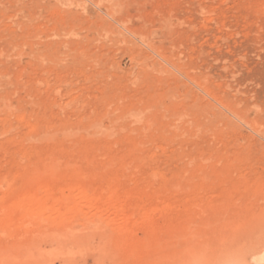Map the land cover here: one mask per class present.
I'll list each match as a JSON object with an SVG mask.
<instances>
[{
	"label": "rangeland",
	"instance_id": "374dc122",
	"mask_svg": "<svg viewBox=\"0 0 264 264\" xmlns=\"http://www.w3.org/2000/svg\"><path fill=\"white\" fill-rule=\"evenodd\" d=\"M23 195L55 219L0 220V264H264V0H0V218Z\"/></svg>",
	"mask_w": 264,
	"mask_h": 264
},
{
	"label": "bare ground",
	"instance_id": "6f19581e",
	"mask_svg": "<svg viewBox=\"0 0 264 264\" xmlns=\"http://www.w3.org/2000/svg\"><path fill=\"white\" fill-rule=\"evenodd\" d=\"M43 137H44V135H43ZM46 139H47V136H46ZM53 139V138H52ZM61 143V142H60ZM83 146H84V144H83ZM53 157V156H52ZM51 159V158H50ZM60 159V158H59ZM76 159V158H75ZM84 159V158H83ZM52 160H54V158L52 159ZM56 161H58V163L61 161H59L58 159L56 160ZM55 160H54V162L55 163H57ZM69 161V160H68ZM70 162V161H69ZM57 163V164H58ZM113 163V162H112ZM47 164V166H49L51 163H49V165H48V163H46ZM64 165H65V163H63ZM67 164V163H66ZM44 165V164H43ZM68 165V164H67ZM78 165V164H77ZM45 166V168H46V165H44ZM43 166V167H44ZM70 166L72 167V168H74L73 166H74V164H70ZM86 166V165H85ZM32 167V166H31ZM42 167V165H41V167L40 168H43ZM66 167V166H65ZM76 167H78V166H76ZM106 167H111V165L110 166H105V168ZM45 168H43L44 169V171H46L45 170ZM71 168V169H72ZM78 168H80V166L78 167ZM85 168V167H84ZM97 168V167H96ZM113 168V167H112ZM57 169V168H56ZM55 169V170H56ZM60 169V168H59ZM62 169H64V168H62ZM67 169V168H66ZM69 169V168H68ZM68 169L66 170V171H68ZM75 169V168H74ZM116 169V168H115ZM42 170V169H41ZM51 170L52 171H54L52 168L49 170V171H46V172H51ZM80 171H81V169H79ZM84 170V169H83ZM89 170V169H88ZM58 171V170H57ZM57 171H55V172H53V173H56ZM73 171V170H72ZM71 171V172H72ZM113 171V170H112ZM34 172H36V171H34ZM69 172V171H68ZM79 174H80V172L79 171H77ZM86 172L88 173V171L86 170ZM96 172H97V170H96ZM106 172V171H105ZM77 173V174H78ZM92 173V172H91ZM71 174H73V173H71ZM75 174H76V172H75ZM39 175H40V173H39ZM48 175H50V174H48ZM54 175V174H53ZM64 176V175H63ZM89 177V176H88ZM29 180V179H28ZM47 187V186H46ZM49 188V187H48ZM37 190V189H36ZM115 191V190H114ZM38 193V192H37ZM43 194V193H42ZM41 194V195H42ZM109 197V196H108ZM46 198V197H45ZM43 198V199H41L40 197H31V196H22V197H20L19 199H18V201L16 202V204H15V206H11L10 207V211L8 212V214H7V216L6 217H4L3 216V219L2 218H0V220H1V225H2V227H3V229L4 228H7V229H9L10 231H13V230H11V227H13L12 225L17 221L19 224H21V222H24L25 220H26V218H30V221H33L34 223H36L37 225H39V226H46L49 222L48 221H50L51 219H53L54 217V214L53 213H51V209H52V207H51V209L49 210V209H47L46 208V203L48 202V200H47V202H46V199L48 198ZM110 199V198H109ZM115 199V198H114ZM51 200V199H50ZM16 201V200H15ZM74 201V200H73ZM85 201H86V199H85ZM58 202V201H57ZM57 202H56V204H57ZM66 202V201H65ZM122 203V202H121ZM140 203V202H139ZM172 203V202H171ZM55 205V204H54ZM71 205V204H70ZM121 205V204H120ZM141 205V204H140ZM165 205V204H164ZM168 204H166V206H167ZM174 205V204H173ZM48 207V206H47ZM93 207H95V206H93ZM169 207V206H168ZM5 208V207H4ZM9 208V207H8ZM7 207H6V210H9ZM25 209V210H24ZM55 209V208H54ZM103 209V208H102ZM108 209V208H107ZM114 209V208H113ZM167 209V208H166ZM6 210H4V211H6ZM24 210V211H23ZM57 210V209H56ZM55 210V211H56ZM67 210V209H66ZM69 210V209H68ZM71 210V209H70ZM73 210V209H72ZM96 210V209H95ZM162 211V210H161ZM163 211H164V209H163ZM76 212V211H75ZM97 212V211H96ZM102 212V211H101ZM166 212V211H165ZM55 213H57V212H55ZM67 213V212H66ZM108 213V212H107ZM169 213V212H168ZM67 214H69V213H67ZM72 214V213H71ZM76 215V214H75ZM28 216H30V217H28ZM78 216V215H77ZM129 217H130V215H129ZM128 217V218H129ZM73 218H74V216H73ZM114 218V217H113ZM131 218V217H130ZM147 218H150V217H147ZM25 219V220H24ZM55 219V218H54ZM76 219V218H75ZM74 219V220H75ZM87 219V218H86ZM90 219V218H89ZM146 219V218H145ZM144 219V220H145ZM64 220H67V219H65L64 217H62V218H60V221H64ZM78 220V219H77ZM29 221V222H30ZM82 221V220H81ZM88 221V220H87ZM92 221V220H91ZM126 221L127 220H125V219H119L118 221H111V228L109 227V229L111 230H109L110 231V233H111V235H112V237H113V245L115 246V248L117 249L116 251H119L120 253H122V251L123 252H127V253H129V255H130V252H135L136 253V255H137V257L139 258V260H144V259H148V258H150L149 256H151V254L152 253H156V254H158V252L160 251V250H162V248H160V245H159V243L162 241V242H166L165 240L163 241V240H159L158 238L160 237H158L157 235H155V233H154V229H152V227L150 228V230H149V234H148V237H147V239L145 240V241H140V239H139V241L137 240V241H134V237H133V230H135L133 227H132V225L134 224H132V225H130L131 227H128L127 226V224L129 225V222L126 224ZM146 221V220H145ZM51 222V221H50ZM56 222V221H55ZM90 222V221H89ZM148 222H150V220H148ZM153 222V221H152ZM18 223H17V225H18ZM52 223V222H51ZM142 223V222H141ZM146 224H147V222H145ZM29 224V223H28ZM31 224V223H30ZM29 224V225H30ZM89 224V223H88ZM92 224V223H91ZM94 224V223H93ZM100 224V223H99ZM109 224V223H108ZM152 224V223H151ZM177 225V224H176ZM27 226V225H26ZM136 226V225H135ZM146 226V225H145ZM147 226H149V225H147ZM160 226V225H159ZM17 227V229L19 228V226H16ZM178 227V226H177ZM14 229H16L15 227H13ZM133 229V230H131V229ZM140 228H142V225H141V227ZM168 228V227H167ZM166 228V229H167ZM170 228L172 229L171 230V232H168V229L170 230ZM170 228H168L167 229V231H164L163 233L165 234V232H167V233H171V236H172V243L170 242V245H172V251H169V252H172V256L174 257L175 255H178V257L180 256V255H187V254H194L195 252L194 251H186L185 249H183L182 251H176L177 249H176V246L178 247L179 245H177L178 243H177V241H178V239H182L183 238V236L184 235H186V233H185V229H183L184 231H181L180 229H176V228H173L172 226L170 227ZM1 229V228H0ZM145 229H147V228H145ZM166 229H163V230H166ZM19 230V229H18ZM21 230V229H20ZM24 231L26 230V229H23ZM22 230V231H23ZM156 230V229H155ZM160 230V229H159ZM27 231V230H26ZM25 231V232H26ZM32 231H34V230H32ZM161 231V230H160ZM3 232V231H2ZM18 232H20V231H18ZM28 232V231H27ZM26 232V233H27ZM135 232H136V230H135ZM146 232V231H145ZM162 232V231H161ZM192 232V231H191ZM21 233V232H20ZM25 233V234H26ZM34 233V232H33ZM32 233V234H33ZM103 233V232H102ZM185 233V234H184ZM2 234V233H1ZM25 234H23V235H25ZM107 235L109 234V232L108 233H106ZM144 234V233H143ZM7 235V234H6ZM15 235V234H14ZM18 235V234H17ZM107 235H105V236H107ZM147 235V234H146ZM155 235V236H154ZM159 235V234H158ZM163 235V234H162ZM161 235V236H162ZM170 235V234H169ZM178 235V237H180V238H178L177 237V239L174 237V236H177ZM189 235H191V234H189ZM189 235L187 236L188 237V239L186 240V239H182L181 240V242H180V240L178 241L179 243H181V244H183V242H187V243H191L190 241H191V238H189ZM193 235V234H192ZM20 236H21V234H20ZM109 236H110V234H109ZM145 236V235H144ZM156 237V238H154V237ZM199 236V235H198ZM9 237V236H8ZM11 237V236H10ZM186 237V238H187ZM197 237V236H196ZM12 238H13V236H12ZM146 238V237H145ZM161 238V237H160ZM194 238V237H193ZM110 239V242H111V239L112 238H109ZM159 240V242L157 243V242H154V240ZM164 239V238H163ZM19 240V239H18ZM24 240V239H23ZM106 240V239H105ZM169 240V239H168ZM183 241V242H182ZM19 242V241H18ZM109 242V244H111ZM169 242V241H168ZM168 242H166L165 244L168 246ZM175 243H177V244H175ZM10 244V243H9ZM18 244V243H17ZM108 244V245H109ZM163 244V243H162ZM194 244V243H193ZM11 245V244H10ZM176 245V246H175ZM8 246V245H7ZM7 246H5V247H7ZM13 246V245H12ZM11 246V247H12ZM190 246H191V244H190ZM4 247V248H5ZM15 247V246H14ZM13 247V248H14ZM107 247V246H106ZM176 250H175V249ZM182 248V247H181ZM6 249V248H5ZM7 249H8V247H7ZM8 251V250H7ZM3 252H4V249H3ZM169 252H168V256H171V255H169ZM176 252H177V254H176ZM119 253V254H120ZM161 253H163V252H161ZM118 254V256L120 257V255ZM164 254V253H163ZM162 254V255H163ZM3 255V254H2ZM1 255V256H2ZM123 255V254H122ZM124 255H128V254H124ZM123 255V256H124ZM153 256L152 257H154L155 255L154 254H152ZM161 255V254H160ZM4 256H6V254L4 255ZM167 257V258H171V259H173V257H168V256H166V255H163V257ZM3 257V256H2ZM7 257H9V256H7ZM126 257V256H125ZM124 257V258H125ZM128 257H130V256H128ZM157 257H158V255H157ZM161 257V256H160ZM163 257H161V258H163ZM123 257H121V259H122ZM156 258V257H155ZM182 258V257H181ZM196 258H197V256H196ZM126 259V258H125ZM127 259H129V258H127ZM126 259V260H127ZM130 259H131V257H130ZM129 259V260H130ZM175 259H178V258H175ZM180 259V258H179ZM184 259V258H183ZM183 259H182V261H183ZM179 261V260H178ZM181 261V260H180ZM182 261H181V263H182ZM185 261V260H184ZM183 261V263L185 264V262ZM125 262V261H124ZM146 262H148V260H146ZM188 262V261H187ZM6 263V262H5ZM4 263V264H5ZM7 263H9V262H7ZM6 263V264H7ZM169 263L170 264H172L170 261H169ZM168 263V264H169ZM173 263L175 264V262L173 261ZM10 264H11V262H10Z\"/></svg>",
	"mask_w": 264,
	"mask_h": 264
}]
</instances>
